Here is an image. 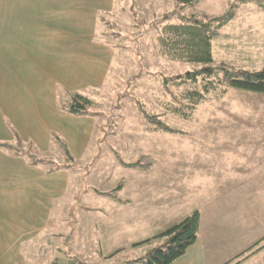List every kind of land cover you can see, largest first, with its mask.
I'll return each mask as SVG.
<instances>
[{
    "label": "rangeland",
    "instance_id": "rangeland-1",
    "mask_svg": "<svg viewBox=\"0 0 264 264\" xmlns=\"http://www.w3.org/2000/svg\"><path fill=\"white\" fill-rule=\"evenodd\" d=\"M52 4L43 2L42 6ZM261 4L264 5V0H197L193 5L178 9L176 0H115L110 12L99 9L92 19L87 14L83 23L85 33L92 29L94 18L97 19L93 21L97 28L93 34L112 48L110 62H103L100 68L97 66L96 83L87 80L89 86L79 92L97 105L88 109L95 119L89 145L78 154L67 146L68 155L57 141L38 147L32 142L34 148L29 147L28 142L13 143L20 150L28 149L36 154L39 169L60 168L69 175L67 190L57 206L63 207L62 220L82 224L78 230L74 225L61 227L70 233L64 243L74 236L70 246L77 248L70 253L77 256L76 260L88 264L132 262L154 245L165 243L164 238L155 235L198 210L201 216L196 241L171 264H264V241H261L264 239V150L262 146L257 147L259 152L253 157L250 151L255 147L249 144V140L253 141V132L259 140L264 130L251 131L252 127L248 126L253 124L254 107L259 115L263 113L264 93L230 87L221 92L220 87L209 93L188 117H182L171 109L178 106L187 111L189 101L184 99L179 103L183 86H175L173 78L204 66L169 61L160 56L156 45L160 19L168 12L178 14L169 19L174 22L191 13L201 19L225 18L230 14V19L212 41L211 65L236 72L261 70L264 68V17L250 11ZM50 15L48 18H52ZM245 21L246 27L239 29V23ZM249 24L257 30L249 29ZM12 55L10 50L5 54L9 82L15 75L11 71L15 70ZM40 73L43 77L42 70ZM63 102L64 99H59V103ZM259 106L261 111L257 109ZM144 113L159 116L172 131L155 129ZM261 118L264 119V115ZM248 130L252 133L250 137ZM248 155L254 159L251 162L252 173L255 170L253 184H249V179L236 180L229 182L232 183L229 189L210 179L208 188L201 190L200 186L207 181L196 184L195 180H187L200 181L209 174L216 176L231 168V161ZM145 163L149 164L146 168ZM169 179L183 184L175 198H161L150 190L148 196L131 197L128 202L122 200L124 193L139 194L137 182H148L143 183L148 187L152 184L149 181L162 180L159 186L162 187L169 185ZM155 185L153 183L152 187ZM122 187L126 189L123 192L119 191ZM250 187L254 190V202L247 194ZM94 188L98 189L97 197ZM89 196L98 199L94 197L93 201L101 208L100 216L116 217L111 223L112 228L116 227L114 230L108 229V223L100 224L105 228L103 241L100 240L103 247L107 246L104 256L92 249L95 243L89 237L94 229L90 223L98 213L81 207L83 203L92 204ZM51 216L56 218L57 213L53 211ZM83 220L90 225L83 226ZM82 229L90 233L81 235ZM80 241L85 245L79 244ZM256 244L261 248H256ZM49 257L50 254L47 259ZM49 262L28 260L27 264Z\"/></svg>",
    "mask_w": 264,
    "mask_h": 264
},
{
    "label": "crops",
    "instance_id": "crops-1",
    "mask_svg": "<svg viewBox=\"0 0 264 264\" xmlns=\"http://www.w3.org/2000/svg\"><path fill=\"white\" fill-rule=\"evenodd\" d=\"M88 1L89 4L85 0H0L1 144L8 141L11 144L31 141L37 147L46 146L49 141L53 142L55 136L65 141L66 146L77 154L89 145L95 119L89 114L67 113L59 103V99H64L63 104L67 102L69 92L79 93L86 90L89 86L87 80L96 83L97 66L100 68L111 59L112 48L102 43L101 39L98 41V37L93 34L97 30L93 21L96 22L97 19L92 21V29L89 28L88 33H85L83 23L88 13L92 19L99 9L110 12L115 0ZM43 2L46 5L53 4L43 8ZM250 11L264 17V7L261 5L252 7ZM49 15L52 18H48ZM245 23L246 21L241 25L239 23V29L246 27ZM247 27L257 30L250 24ZM8 50L14 54L12 56L15 62L12 65L15 70H11L15 75L11 76L10 82L5 63ZM40 70L43 77L40 76ZM257 109L262 110L260 106ZM252 110L253 124L248 126L252 127L251 131L257 130L256 128L264 130V119L261 118L264 110L260 115L255 107ZM255 135L253 132V141L249 140L250 147H255L250 151L253 157L259 152L257 147L262 146L264 150V134L257 136L259 140H256ZM251 156L238 157L239 161H231V168L217 173L216 176L209 174L208 177H201L200 181L197 178L187 180H195L196 184L207 181L208 183L200 186L201 190L208 188L210 179L223 183L229 189L232 187L229 182L236 180L249 179V184H253L255 170L252 173L251 162L254 159ZM68 177L60 168L47 173L37 165H32L25 156L11 153L0 146V264H27L28 260L63 264V260L67 258H77L70 253L77 248L70 246L74 236L66 239L64 243L63 240L70 233L61 230V227L74 225L78 230L82 224L78 221L71 224L69 220H62L60 213L63 207L57 206L67 190ZM161 181H149L152 184L148 187L143 184L148 182H137L139 194L124 193L122 200L128 202L138 195L148 196L150 190L161 198H175L183 185L169 179V185L159 187ZM153 183L156 184L155 187H152ZM94 190L97 197L98 189ZM124 190L126 189L122 187L119 191ZM247 194L250 201L254 202L253 187H250ZM89 197L92 201L96 198ZM93 202L81 205L83 209L98 213L96 219L93 217L91 225L83 220V226L94 227L92 234H89L95 243L92 249L104 256L103 250L107 246L103 247L101 241L105 228L100 224L103 222L105 226L108 223V229L114 230L116 227L112 228L111 223L116 217L100 216L101 208ZM53 211L57 213L56 218L51 216ZM79 232L81 235L90 233L85 229ZM84 241L79 244H84ZM84 245L82 249H85ZM110 245L112 248V243ZM77 251L80 252L79 249ZM49 254L51 257L47 259Z\"/></svg>",
    "mask_w": 264,
    "mask_h": 264
},
{
    "label": "trees",
    "instance_id": "trees-1",
    "mask_svg": "<svg viewBox=\"0 0 264 264\" xmlns=\"http://www.w3.org/2000/svg\"><path fill=\"white\" fill-rule=\"evenodd\" d=\"M196 1L176 0V4L178 9H181L185 6L193 5ZM261 6L264 7L262 4ZM175 14L176 12H168L160 19L161 26L156 37V45H158L160 56L169 61L197 63L204 67L187 71L173 78L175 86H183L182 91L179 93V103L184 99L189 102L187 111L182 110L181 107L173 106L172 112L182 117H188L198 104L206 100V96L209 93L216 92L220 87L222 88L221 92H225L230 87L238 90L264 93V68L257 71L243 69L236 72L228 67L211 65L213 62L212 41L220 34V29L230 19V14L226 15L225 18L201 19L198 15L191 13L189 17L181 19L179 22L170 21L169 19L174 17ZM68 94L67 103L61 105L62 109L67 113L69 112L73 115L89 114L88 109L97 106L92 99L81 93L69 92ZM144 114L148 123L153 125L155 129L172 131L168 125L160 120L159 116ZM53 141H57V143L65 147V152L68 155L70 154L60 137L54 136ZM28 145L34 148L32 142H28ZM0 146L11 153L25 156L32 165L37 164L38 157L28 149V151L20 150L13 143H0ZM148 166V163L143 165L144 168ZM55 170H58V168L49 167L46 172ZM200 216L198 210H193L185 218L166 227L164 231L155 235V237L164 238L166 240L164 244L154 245L143 257L124 264H171V262L185 253L186 248L190 244L196 241L200 230ZM261 241H264V239ZM258 244L255 245L256 248ZM76 259L67 258L63 264H88Z\"/></svg>",
    "mask_w": 264,
    "mask_h": 264
}]
</instances>
